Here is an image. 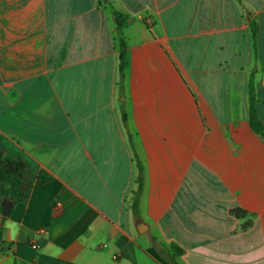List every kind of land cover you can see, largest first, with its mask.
<instances>
[{"label": "crops", "instance_id": "obj_1", "mask_svg": "<svg viewBox=\"0 0 264 264\" xmlns=\"http://www.w3.org/2000/svg\"><path fill=\"white\" fill-rule=\"evenodd\" d=\"M249 82L264 125V0H0V149L35 176L0 264H264Z\"/></svg>", "mask_w": 264, "mask_h": 264}, {"label": "trees", "instance_id": "obj_2", "mask_svg": "<svg viewBox=\"0 0 264 264\" xmlns=\"http://www.w3.org/2000/svg\"><path fill=\"white\" fill-rule=\"evenodd\" d=\"M114 24L116 29V38L118 42V75L119 83H121L124 77V70L126 68V45L122 34L121 17L113 12ZM257 99L255 96V87L252 82L248 84V123L250 130L264 139V125L259 121L256 112ZM122 123L125 126L127 119L123 113L121 117ZM131 152L133 155V161L137 170L135 179V189L131 193L130 198V210L132 214L136 215L138 212L139 200L143 189V166L139 160L132 141L130 140ZM35 176L32 173L31 166L21 157L14 154H6L0 149V203L3 200H10L13 204L24 202L29 193V189L32 185ZM45 178L42 176L36 177V185L42 184ZM3 235V228H0V240ZM166 249H159V253H164ZM173 254L168 253L167 256L172 264L175 262V256L182 253L180 249L172 247ZM4 249L1 247L0 253H3Z\"/></svg>", "mask_w": 264, "mask_h": 264}, {"label": "water", "instance_id": "obj_3", "mask_svg": "<svg viewBox=\"0 0 264 264\" xmlns=\"http://www.w3.org/2000/svg\"><path fill=\"white\" fill-rule=\"evenodd\" d=\"M13 205L14 204L10 200L6 199V200L1 201V203H0V216L2 217V219L9 217ZM137 232L141 233L142 231L138 228Z\"/></svg>", "mask_w": 264, "mask_h": 264}, {"label": "built area", "instance_id": "obj_4", "mask_svg": "<svg viewBox=\"0 0 264 264\" xmlns=\"http://www.w3.org/2000/svg\"><path fill=\"white\" fill-rule=\"evenodd\" d=\"M33 249H35V246H32Z\"/></svg>", "mask_w": 264, "mask_h": 264}, {"label": "rangeland", "instance_id": "obj_5", "mask_svg": "<svg viewBox=\"0 0 264 264\" xmlns=\"http://www.w3.org/2000/svg\"><path fill=\"white\" fill-rule=\"evenodd\" d=\"M5 152V151H4ZM6 153V152H5ZM6 154H8V153H6Z\"/></svg>", "mask_w": 264, "mask_h": 264}]
</instances>
